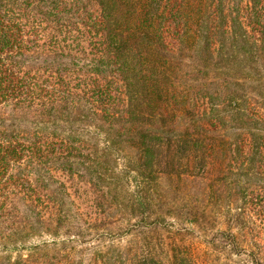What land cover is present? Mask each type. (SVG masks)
<instances>
[{
    "label": "trees",
    "instance_id": "16d2710c",
    "mask_svg": "<svg viewBox=\"0 0 264 264\" xmlns=\"http://www.w3.org/2000/svg\"><path fill=\"white\" fill-rule=\"evenodd\" d=\"M174 178L189 226L232 197L217 232L264 264V0H0V264H201L144 237L182 221Z\"/></svg>",
    "mask_w": 264,
    "mask_h": 264
},
{
    "label": "rangeland",
    "instance_id": "374dc122",
    "mask_svg": "<svg viewBox=\"0 0 264 264\" xmlns=\"http://www.w3.org/2000/svg\"><path fill=\"white\" fill-rule=\"evenodd\" d=\"M60 177L67 185L81 212L87 217H93L94 203L89 187L75 177L71 180L65 175ZM161 187L167 195V202L169 201L173 205V211H179L184 217L181 222L177 221L173 225L168 224L166 228H158L155 232L144 235L145 238H148L147 242L152 244L151 248L157 255L167 258L171 242H175L184 245L183 251L188 252L191 248L201 264H245L246 257L237 255L230 241H223L224 238L222 239L220 233L217 232L218 229L234 228L233 216L238 205L232 197L222 195L199 203L201 208L200 224L189 226L184 219L188 212L187 191L191 189L188 180L174 178L170 182V180L164 179L161 181ZM166 212H169L168 206L162 208V213ZM171 215L174 216V214ZM244 229L247 232L245 237L250 250L256 253L261 252L264 258V224L250 217ZM132 239L133 237H126L119 243H117L118 241L115 243L125 245Z\"/></svg>",
    "mask_w": 264,
    "mask_h": 264
}]
</instances>
